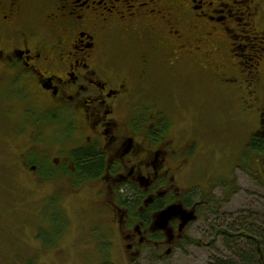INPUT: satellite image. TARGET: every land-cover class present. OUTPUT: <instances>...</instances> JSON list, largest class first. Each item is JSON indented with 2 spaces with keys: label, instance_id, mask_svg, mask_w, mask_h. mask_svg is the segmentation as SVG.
Instances as JSON below:
<instances>
[{
  "label": "flooded vegetation",
  "instance_id": "af4514ba",
  "mask_svg": "<svg viewBox=\"0 0 264 264\" xmlns=\"http://www.w3.org/2000/svg\"><path fill=\"white\" fill-rule=\"evenodd\" d=\"M198 79L225 95L246 93V109L256 108L264 0H0V107L15 97L28 113L16 128L0 121V147H22L19 167L34 188L61 178L88 187L84 202L108 244L97 248L101 264H169L189 245L210 199L193 181L202 146L172 136L171 106L158 100ZM259 110L251 141L264 142V99ZM37 194L48 226L33 223L39 248L28 261L55 250L68 226L60 195L51 187ZM6 205L0 201V258L14 259L9 239L21 235L9 234L16 214Z\"/></svg>",
  "mask_w": 264,
  "mask_h": 264
},
{
  "label": "rangeland",
  "instance_id": "374dc122",
  "mask_svg": "<svg viewBox=\"0 0 264 264\" xmlns=\"http://www.w3.org/2000/svg\"><path fill=\"white\" fill-rule=\"evenodd\" d=\"M238 60L244 67L245 61ZM198 80L199 83L191 82L186 86H183L182 80L174 84L175 98L158 100L171 106V109H166L169 112L166 115L172 136L178 135L183 145L192 137L200 141L201 158L192 163L196 169L193 181L202 185V190L210 198L206 200L209 202L200 222L192 227L189 245L183 246L169 264H213L215 259L229 258L232 253L225 246L221 232L234 231L241 220L264 216V162L261 159L260 163L259 156L246 148L257 128L258 111L264 96H261L253 111H248L246 108L250 101L246 93L225 95L212 90L208 80ZM0 93V104H4L7 91ZM19 96L22 97V93ZM154 102L147 100L145 104L149 106ZM35 104V101L29 103L37 108ZM6 105L0 107V121L7 126L16 128L28 119L27 106L18 103L17 98H9ZM21 153L22 147L18 144L0 147V162L4 164L1 170L6 174L0 180V201L7 203L6 209L16 214L8 225L9 234L17 232L21 235L18 236L20 239H9L10 251L16 257L13 259L9 254L3 255L5 257L0 258V264H101L103 256H99L100 249L97 251V248L102 245L106 251L108 244L98 240L106 238L104 230L101 227L95 231V227L100 226L96 221V211L91 203V207H88L84 202L90 193L88 187H76L75 190L71 187V180L61 178L56 184L34 188L33 184L26 182L28 178L19 167ZM195 154L196 151H191L192 156ZM15 180H22L21 184H16ZM50 187L60 195L61 205L68 211L65 214L68 217L65 237L56 244L55 250L41 251L34 256L35 259L28 261V256L39 248L36 241L31 240L35 230L32 226H48L47 218H38L46 203L38 197L41 195L37 192L45 193L46 197ZM66 197L69 198L67 203ZM25 229L33 234L27 236Z\"/></svg>",
  "mask_w": 264,
  "mask_h": 264
},
{
  "label": "trees",
  "instance_id": "16d2710c",
  "mask_svg": "<svg viewBox=\"0 0 264 264\" xmlns=\"http://www.w3.org/2000/svg\"><path fill=\"white\" fill-rule=\"evenodd\" d=\"M249 150L264 157V142L255 138ZM53 203V199L49 201ZM235 231V233H234ZM234 231H222L225 246L232 253L229 258L215 259L213 264H264V216L240 221Z\"/></svg>",
  "mask_w": 264,
  "mask_h": 264
},
{
  "label": "water",
  "instance_id": "95a60500",
  "mask_svg": "<svg viewBox=\"0 0 264 264\" xmlns=\"http://www.w3.org/2000/svg\"><path fill=\"white\" fill-rule=\"evenodd\" d=\"M172 210V209H171ZM171 210H169V212L168 213H170L171 212ZM173 210H175V209H173ZM190 220H194V218H191Z\"/></svg>",
  "mask_w": 264,
  "mask_h": 264
}]
</instances>
